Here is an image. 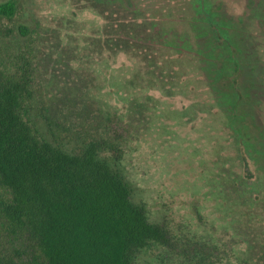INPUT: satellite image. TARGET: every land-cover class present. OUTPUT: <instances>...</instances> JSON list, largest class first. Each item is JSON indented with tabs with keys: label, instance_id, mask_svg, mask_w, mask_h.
<instances>
[{
	"label": "rangeland",
	"instance_id": "rangeland-1",
	"mask_svg": "<svg viewBox=\"0 0 264 264\" xmlns=\"http://www.w3.org/2000/svg\"><path fill=\"white\" fill-rule=\"evenodd\" d=\"M6 1L16 12L0 17V56L14 71L29 58L27 46L34 51V117L60 108L61 96L75 114L70 85L79 77L89 99L123 122L135 102L148 106L135 118L123 171L134 201L171 230L174 244L151 243L138 264H188L185 237L243 249L252 216L246 184L264 229V0ZM114 4L151 25L155 62L103 45Z\"/></svg>",
	"mask_w": 264,
	"mask_h": 264
},
{
	"label": "trees",
	"instance_id": "trees-1",
	"mask_svg": "<svg viewBox=\"0 0 264 264\" xmlns=\"http://www.w3.org/2000/svg\"><path fill=\"white\" fill-rule=\"evenodd\" d=\"M15 12V1L0 3V17ZM105 18L106 48L156 61L150 24L115 4ZM2 30L0 24V49ZM19 31L28 34L26 26ZM26 53L29 58L14 71L0 56V264H138L151 243L172 246L171 230L149 221L123 171L135 118L144 116L148 106L135 102L131 121L123 122L89 99L79 77L70 85L77 104L75 114L69 111L75 115L70 124L64 96H57L60 108L49 105L34 117L30 45ZM243 160L252 177L247 158ZM243 193L252 215L243 249L232 244L222 250L212 241L180 238L188 264H264V229L256 225L262 219H256L247 184Z\"/></svg>",
	"mask_w": 264,
	"mask_h": 264
}]
</instances>
